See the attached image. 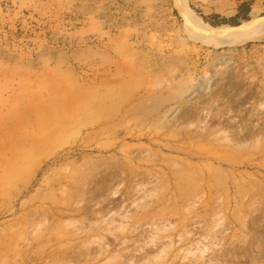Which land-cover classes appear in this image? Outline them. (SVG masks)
<instances>
[{
	"label": "rangeland",
	"instance_id": "374dc122",
	"mask_svg": "<svg viewBox=\"0 0 264 264\" xmlns=\"http://www.w3.org/2000/svg\"><path fill=\"white\" fill-rule=\"evenodd\" d=\"M242 2L0 0V264H264V0L188 6Z\"/></svg>",
	"mask_w": 264,
	"mask_h": 264
},
{
	"label": "bare ground",
	"instance_id": "6f19581e",
	"mask_svg": "<svg viewBox=\"0 0 264 264\" xmlns=\"http://www.w3.org/2000/svg\"><path fill=\"white\" fill-rule=\"evenodd\" d=\"M174 5L179 15L184 20L186 28L191 32L193 31L197 35V37L201 40H204L205 43L209 42L215 47L225 45L224 43H231L229 42V39H227L226 41L219 40V38L227 36L226 34L228 32L225 30L235 31L240 29L242 26L249 25L251 22L250 21L244 23L242 26L235 28L227 26H223L221 28H213L204 24L200 18L192 13L188 6V0H174ZM250 33H247L246 35ZM197 87L198 89L201 88V86H196L193 83H188L176 90L172 95V98L176 101L175 105L165 112V114L163 115L164 118L170 120L174 118V116H176L182 109H184L188 105V103H190V101L194 99L196 95L195 90L197 89ZM198 98L203 99V97Z\"/></svg>",
	"mask_w": 264,
	"mask_h": 264
},
{
	"label": "trees",
	"instance_id": "16d2710c",
	"mask_svg": "<svg viewBox=\"0 0 264 264\" xmlns=\"http://www.w3.org/2000/svg\"><path fill=\"white\" fill-rule=\"evenodd\" d=\"M236 14L231 18L225 19L220 18L218 15H213L212 18L215 19L216 22H210L208 18L202 17L204 22L210 24L212 27H219L223 25H228L232 27L240 26L242 23L250 21V13H251V3L250 2H242L236 9Z\"/></svg>",
	"mask_w": 264,
	"mask_h": 264
}]
</instances>
